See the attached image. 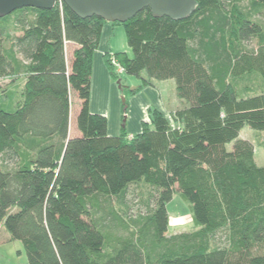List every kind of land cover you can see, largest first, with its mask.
Here are the masks:
<instances>
[{
	"label": "trees",
	"instance_id": "1",
	"mask_svg": "<svg viewBox=\"0 0 264 264\" xmlns=\"http://www.w3.org/2000/svg\"><path fill=\"white\" fill-rule=\"evenodd\" d=\"M195 1L183 21L145 9L110 24L123 26L130 49L103 55L111 78L115 60L127 76L173 80L187 104L173 124L149 107L132 137H110L106 117L89 110L93 54L109 23L62 2L0 18V79L25 80L15 111H0V224L27 264H264V167L239 139L245 126L264 131V90L236 85L264 78V42L256 56L244 46L261 28L237 0ZM140 182L154 189V209L132 228L113 214L120 233L104 230L93 218L99 200ZM175 195L193 230L167 236ZM217 231L226 241L212 247Z\"/></svg>",
	"mask_w": 264,
	"mask_h": 264
},
{
	"label": "rangeland",
	"instance_id": "2",
	"mask_svg": "<svg viewBox=\"0 0 264 264\" xmlns=\"http://www.w3.org/2000/svg\"><path fill=\"white\" fill-rule=\"evenodd\" d=\"M236 3L248 19L261 28L258 36L250 38L244 44L247 52L256 56L258 50H260L261 42H264V10L260 11L250 0H237ZM17 14V11H15L9 16L13 19ZM114 26L116 30L111 39V42L115 45L114 47L116 49L128 48L123 26ZM113 68L117 74V79L111 78L107 70L112 90L106 84H101L99 74L95 75L96 83H92L90 99H93V102L96 103L100 95L106 94L110 98V94L111 97L115 94L120 114L114 125L119 133L124 131L127 134L132 120L138 114L141 103L147 102L150 105L149 107H155L154 101H157L164 105L168 109L167 112H170L168 116L172 124L175 121V113L187 106L186 103L178 99L173 80H149L144 74H141L140 77L127 76L117 61L113 63ZM236 85L240 89L248 88L253 93L264 90V78H261L257 73H253L244 76L236 82ZM147 90L153 91L154 94ZM21 91L22 80L0 79V111L13 113L21 101ZM122 100H124L125 108ZM78 104V100L71 97V127L73 114ZM239 139L246 140L253 145L255 163L259 167H264V131H255L245 126L239 134ZM231 146L232 144H229L227 148L231 149ZM154 195V189L142 182L130 185L117 198L100 199V209L94 213L93 218L104 230L119 234L120 229L114 223L113 214L120 216L132 228L133 222L145 217L154 209ZM166 209L169 216L167 236L193 230L187 205L177 195L167 204ZM7 238L8 234L3 225L0 224V264H27L21 243L14 240L8 241ZM225 241L224 231H217L210 238L212 247H221L225 244Z\"/></svg>",
	"mask_w": 264,
	"mask_h": 264
},
{
	"label": "water",
	"instance_id": "3",
	"mask_svg": "<svg viewBox=\"0 0 264 264\" xmlns=\"http://www.w3.org/2000/svg\"><path fill=\"white\" fill-rule=\"evenodd\" d=\"M57 2L81 19L96 17L111 24H124L145 9L178 22L192 16L197 7L195 0H0V18L21 9L51 10Z\"/></svg>",
	"mask_w": 264,
	"mask_h": 264
},
{
	"label": "crops",
	"instance_id": "4",
	"mask_svg": "<svg viewBox=\"0 0 264 264\" xmlns=\"http://www.w3.org/2000/svg\"><path fill=\"white\" fill-rule=\"evenodd\" d=\"M116 28L115 26H112L110 24H105L103 26L102 32H101V37L99 41V46L95 53L93 54V60H92V69H91V90L90 94L92 95V83H96V77L95 75L99 74L101 84H106L107 87H109L110 90H112V84L109 80L108 77V72L107 68L104 64L103 61V55L104 54H115L119 52L126 53L130 55V49L129 48H122L121 49H116L114 44L111 42V39L114 35ZM16 32L15 34H17ZM75 48L74 45L69 44L67 49L68 52L70 53L73 49ZM18 80H22V89L24 85V77H19ZM111 87V88H110ZM149 91V90H147ZM22 92V91H21ZM151 94H154V92L149 91ZM114 93V92H113ZM91 97V96H90ZM116 96L115 94L110 98L108 95L103 94L100 95L99 100L94 103L93 99H90L89 102V110L92 114H99L107 119V134L110 137H116L120 133L117 131L115 128V121L118 119L119 114H120V109L119 106L116 102ZM155 108L158 110L166 119L169 120L168 114L170 112H167V108L164 107L161 103H158L157 101H154ZM149 104L147 102L141 103L140 109L138 111L137 116L134 117V120H132V124L129 128V131L127 132L128 137H132L138 133L141 132V124L142 122H148V116H147V109L149 108ZM78 110V107L74 111V115L76 114ZM170 121V120H169ZM73 135H78L77 133H72Z\"/></svg>",
	"mask_w": 264,
	"mask_h": 264
},
{
	"label": "built area",
	"instance_id": "5",
	"mask_svg": "<svg viewBox=\"0 0 264 264\" xmlns=\"http://www.w3.org/2000/svg\"><path fill=\"white\" fill-rule=\"evenodd\" d=\"M114 62H115V60L112 61V63H114Z\"/></svg>",
	"mask_w": 264,
	"mask_h": 264
}]
</instances>
